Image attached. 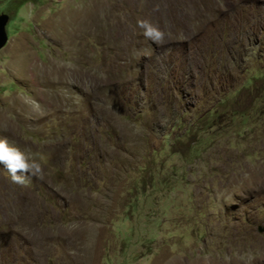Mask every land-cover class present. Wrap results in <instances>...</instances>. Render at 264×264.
<instances>
[{"label": "rangeland", "instance_id": "rangeland-1", "mask_svg": "<svg viewBox=\"0 0 264 264\" xmlns=\"http://www.w3.org/2000/svg\"><path fill=\"white\" fill-rule=\"evenodd\" d=\"M0 13V137L43 169L0 165V264H264V0Z\"/></svg>", "mask_w": 264, "mask_h": 264}, {"label": "clouds", "instance_id": "clouds-1", "mask_svg": "<svg viewBox=\"0 0 264 264\" xmlns=\"http://www.w3.org/2000/svg\"><path fill=\"white\" fill-rule=\"evenodd\" d=\"M137 24L143 30L145 38L154 43L160 44L167 38L164 30L148 20H140ZM0 165L7 169L12 182L19 185L28 183L32 177L43 172L41 163L34 156L10 143L6 137H0Z\"/></svg>", "mask_w": 264, "mask_h": 264}, {"label": "water", "instance_id": "water-1", "mask_svg": "<svg viewBox=\"0 0 264 264\" xmlns=\"http://www.w3.org/2000/svg\"><path fill=\"white\" fill-rule=\"evenodd\" d=\"M9 21V16L7 14L0 13V49H2L7 43V33L5 30L6 24ZM258 233L264 232V226L257 228Z\"/></svg>", "mask_w": 264, "mask_h": 264}, {"label": "trees", "instance_id": "trees-1", "mask_svg": "<svg viewBox=\"0 0 264 264\" xmlns=\"http://www.w3.org/2000/svg\"><path fill=\"white\" fill-rule=\"evenodd\" d=\"M17 0H15V2H16Z\"/></svg>", "mask_w": 264, "mask_h": 264}]
</instances>
